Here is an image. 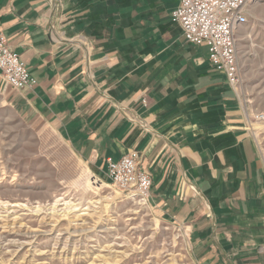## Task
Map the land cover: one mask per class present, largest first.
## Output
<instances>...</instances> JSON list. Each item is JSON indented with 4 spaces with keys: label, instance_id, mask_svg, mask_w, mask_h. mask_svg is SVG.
Masks as SVG:
<instances>
[{
    "label": "crops",
    "instance_id": "1",
    "mask_svg": "<svg viewBox=\"0 0 264 264\" xmlns=\"http://www.w3.org/2000/svg\"><path fill=\"white\" fill-rule=\"evenodd\" d=\"M178 4L0 0V32L36 81L0 79L1 94L94 177L137 151L147 203L186 234L191 264H264V163L235 89L171 21Z\"/></svg>",
    "mask_w": 264,
    "mask_h": 264
},
{
    "label": "rangeland",
    "instance_id": "2",
    "mask_svg": "<svg viewBox=\"0 0 264 264\" xmlns=\"http://www.w3.org/2000/svg\"><path fill=\"white\" fill-rule=\"evenodd\" d=\"M236 44L235 91L264 163V0H248ZM1 91L0 264H191L181 228L94 177L55 129L21 119Z\"/></svg>",
    "mask_w": 264,
    "mask_h": 264
},
{
    "label": "built area",
    "instance_id": "3",
    "mask_svg": "<svg viewBox=\"0 0 264 264\" xmlns=\"http://www.w3.org/2000/svg\"><path fill=\"white\" fill-rule=\"evenodd\" d=\"M247 3L248 0H179L171 14V21L180 26L184 40L189 44L204 45L209 64L225 76L233 89L242 83L236 38L239 28L246 23ZM0 79L14 89L32 88L36 84L2 32ZM256 118L263 119V115ZM106 163L105 175L112 186L148 202L151 179L139 168L137 151H129L117 161L108 159Z\"/></svg>",
    "mask_w": 264,
    "mask_h": 264
},
{
    "label": "bare ground",
    "instance_id": "4",
    "mask_svg": "<svg viewBox=\"0 0 264 264\" xmlns=\"http://www.w3.org/2000/svg\"><path fill=\"white\" fill-rule=\"evenodd\" d=\"M253 135H254V136L256 135L255 129L253 130Z\"/></svg>",
    "mask_w": 264,
    "mask_h": 264
}]
</instances>
